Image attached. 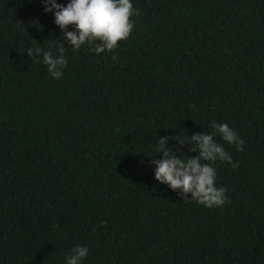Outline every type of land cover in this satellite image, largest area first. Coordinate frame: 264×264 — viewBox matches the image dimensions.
Segmentation results:
<instances>
[{
    "label": "trees",
    "instance_id": "1",
    "mask_svg": "<svg viewBox=\"0 0 264 264\" xmlns=\"http://www.w3.org/2000/svg\"><path fill=\"white\" fill-rule=\"evenodd\" d=\"M132 3L127 40L69 48L53 79L26 50L69 47L54 14L0 0V264H66L76 246L83 264H264V0ZM212 121L244 148L216 137L239 167L213 165L231 202L210 209L159 183L151 160L159 137Z\"/></svg>",
    "mask_w": 264,
    "mask_h": 264
},
{
    "label": "clouds",
    "instance_id": "2",
    "mask_svg": "<svg viewBox=\"0 0 264 264\" xmlns=\"http://www.w3.org/2000/svg\"><path fill=\"white\" fill-rule=\"evenodd\" d=\"M43 3L45 13L54 14V23L63 32L61 39L69 47L66 49L57 40V55L43 47L27 48L26 53L35 62H39L37 58L42 56L53 79L62 77L68 65L65 53L69 48L79 50L87 43L97 55L106 51L113 52L121 41L129 38L135 27L132 17L139 15L132 0H70L66 6L57 0H43ZM70 26L75 30L69 31ZM112 59L116 60L117 57L112 56ZM216 137H220L237 151H243L244 141L237 132L227 123L215 121L211 122V131L208 133L193 134L187 138L181 135L175 138L159 137L156 151L163 154V159L151 160L155 165V179L179 192L186 203L195 202L210 209L230 203L226 195L227 189L216 186L217 172L213 165L221 161L237 169L239 164L233 161ZM172 139L180 146L190 145L189 151L197 155L185 156L182 151L179 155L175 154L168 147V142ZM106 223L101 221L98 226L104 227ZM88 254L86 246H76L67 256L66 264H83Z\"/></svg>",
    "mask_w": 264,
    "mask_h": 264
}]
</instances>
